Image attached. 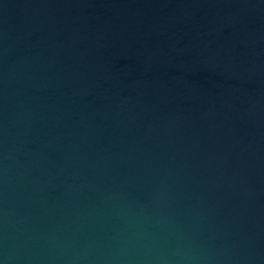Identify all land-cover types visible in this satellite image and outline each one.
Listing matches in <instances>:
<instances>
[{
  "label": "water",
  "instance_id": "obj_1",
  "mask_svg": "<svg viewBox=\"0 0 264 264\" xmlns=\"http://www.w3.org/2000/svg\"><path fill=\"white\" fill-rule=\"evenodd\" d=\"M0 264H264V0H0Z\"/></svg>",
  "mask_w": 264,
  "mask_h": 264
}]
</instances>
